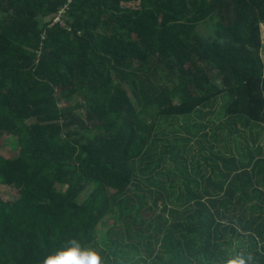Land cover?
I'll list each match as a JSON object with an SVG mask.
<instances>
[{
  "label": "trees",
  "instance_id": "16d2710c",
  "mask_svg": "<svg viewBox=\"0 0 264 264\" xmlns=\"http://www.w3.org/2000/svg\"><path fill=\"white\" fill-rule=\"evenodd\" d=\"M263 36L264 0H0V264H264Z\"/></svg>",
  "mask_w": 264,
  "mask_h": 264
},
{
  "label": "rangeland",
  "instance_id": "374dc122",
  "mask_svg": "<svg viewBox=\"0 0 264 264\" xmlns=\"http://www.w3.org/2000/svg\"><path fill=\"white\" fill-rule=\"evenodd\" d=\"M132 5H137V3L132 2ZM204 26H205V31H208L209 30V29H207L208 25L204 24ZM263 42H264V36H263ZM262 57L264 59V48L262 50ZM159 73H160L161 80H159L158 82L157 81L154 82V79L151 78V81L154 82L155 85H158V87H162L165 85L172 86V84H173L172 81L175 78L173 76V74H170L169 70H166V69L163 70V72H162V70H160ZM227 99H228L227 95H224V96H222V98H219L220 102L217 103L216 105H214V111L216 109L220 110L221 108L219 106H222L224 104V102L227 101ZM212 109H213V107H212ZM206 111H207V109L205 110V113H206ZM184 118H186V121H187L186 127L188 128L189 116H184ZM179 119L174 121L173 127L170 129L171 131H174V130H177V131L166 135L165 138H160L161 142H159V146H158V152L159 153H157L156 158L158 159V156L160 155V157L163 156L164 159H163V163L161 164V166H159V168L156 171H154L156 174L153 173L158 178H161V177L167 178L168 182H172V183L173 182L179 183L180 178H179V176L178 177L174 176V168H173L174 163L171 161L169 153L166 152V147L168 145H170L171 142H175V139L178 138L179 136H181V137L187 136L186 128L185 129L182 128L183 126L180 125L181 122H179V121H181V120H179ZM190 135H192V134H190ZM195 142H196V140L193 139L191 141L190 145H195L194 149L196 150V143ZM1 146H2L1 151L7 155H10L12 153H16L19 151V145H18L17 139L14 135H8V134L3 135L1 138ZM164 160H165V162H164ZM3 189H4V185L0 184V190L2 191ZM89 190H90V187H87L83 193L86 194ZM147 216L148 215L145 216L143 213H142V215H140L141 218L147 217Z\"/></svg>",
  "mask_w": 264,
  "mask_h": 264
},
{
  "label": "clouds",
  "instance_id": "9594fccd",
  "mask_svg": "<svg viewBox=\"0 0 264 264\" xmlns=\"http://www.w3.org/2000/svg\"><path fill=\"white\" fill-rule=\"evenodd\" d=\"M246 259L251 261L252 257L238 255L228 260L226 264H245ZM42 264H100V257L95 250L82 246L78 241L70 240L64 247L46 256Z\"/></svg>",
  "mask_w": 264,
  "mask_h": 264
}]
</instances>
